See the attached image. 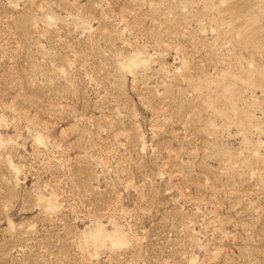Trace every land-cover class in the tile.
I'll use <instances>...</instances> for the list:
<instances>
[{"label": "rangeland", "instance_id": "rangeland-1", "mask_svg": "<svg viewBox=\"0 0 264 264\" xmlns=\"http://www.w3.org/2000/svg\"><path fill=\"white\" fill-rule=\"evenodd\" d=\"M0 264H264V0H0Z\"/></svg>", "mask_w": 264, "mask_h": 264}, {"label": "bare ground", "instance_id": "bare-ground-1", "mask_svg": "<svg viewBox=\"0 0 264 264\" xmlns=\"http://www.w3.org/2000/svg\"><path fill=\"white\" fill-rule=\"evenodd\" d=\"M138 60V59H137ZM133 63H135V60L132 61ZM130 67V65H129ZM96 228V227H95ZM94 228H92L93 230ZM115 231V230H114ZM113 232V231H112ZM86 236V235H85ZM87 237V241L90 242L91 244L94 245H100V243H104V242H109L112 243L113 245H121L124 240L125 237L122 234H118V233H109V232H104V228L103 231L100 228H96L95 230L88 232V236ZM85 237V238H86ZM86 243V242H85ZM105 244V243H104Z\"/></svg>", "mask_w": 264, "mask_h": 264}]
</instances>
